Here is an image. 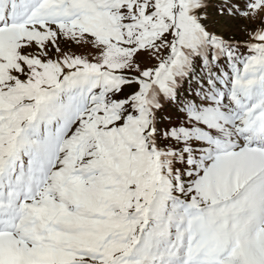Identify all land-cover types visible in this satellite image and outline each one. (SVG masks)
Instances as JSON below:
<instances>
[{
  "label": "snow or ice",
  "instance_id": "obj_1",
  "mask_svg": "<svg viewBox=\"0 0 264 264\" xmlns=\"http://www.w3.org/2000/svg\"><path fill=\"white\" fill-rule=\"evenodd\" d=\"M0 264H264V0H0Z\"/></svg>",
  "mask_w": 264,
  "mask_h": 264
}]
</instances>
